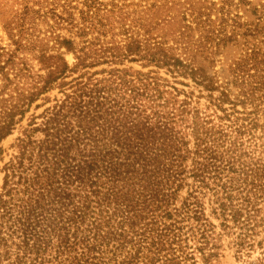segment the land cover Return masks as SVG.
Wrapping results in <instances>:
<instances>
[{"label":"trees","instance_id":"1","mask_svg":"<svg viewBox=\"0 0 264 264\" xmlns=\"http://www.w3.org/2000/svg\"><path fill=\"white\" fill-rule=\"evenodd\" d=\"M67 1L0 64V264H264V11Z\"/></svg>","mask_w":264,"mask_h":264},{"label":"rangeland","instance_id":"2","mask_svg":"<svg viewBox=\"0 0 264 264\" xmlns=\"http://www.w3.org/2000/svg\"><path fill=\"white\" fill-rule=\"evenodd\" d=\"M71 8L74 10L75 15L78 14L82 8L83 0H70ZM250 4L241 3L239 0H182L183 5L189 7V4L195 6V14L202 13L205 16V12H210L212 20H219L223 12H229L231 15L238 14L242 21L246 22H256L259 13H254L253 7L264 11V0H250ZM67 0H0V64H4L6 60L11 57L13 61L16 62V54L20 56H30L31 53L28 52L25 47L27 44L36 36L43 34L48 30L49 25L47 19L42 16L46 12H49L52 8H57L59 12L66 13L65 5L69 4ZM67 7V6H66ZM178 6H175L176 17L175 21L178 19L179 10ZM189 13V12H188ZM192 17L188 14V19L192 20ZM219 22L213 25L217 27ZM193 26L197 27L193 21ZM230 30V29H228ZM194 37H198L200 31L195 28L193 31ZM240 40L236 45H229L226 47L225 51H221L217 55L212 56L216 60L213 68L210 71L217 70L219 74L226 75L228 72V66L232 63L234 59L240 56ZM240 52V54H239ZM68 60L72 63L74 62V56L72 53L67 54ZM33 61V59L31 60ZM132 67L136 70L147 71L149 67H143L140 61H125V65ZM108 67L107 65H100L92 68L94 70H101ZM222 72V73H221ZM163 76L170 77L164 69L160 71ZM2 81L0 80V84ZM181 86V85H179ZM51 96H61L58 89L53 90ZM45 106L40 107L36 110V113H41ZM33 111L29 112V116ZM28 122L27 119L24 120L25 125ZM22 128H15L14 131L4 138L1 142V146L5 150L3 156L4 160L0 161V167L3 166L4 162L8 161L9 158L16 152V139L20 135ZM4 173L0 171V185L3 182ZM234 258L228 256L225 258L223 264H233Z\"/></svg>","mask_w":264,"mask_h":264}]
</instances>
